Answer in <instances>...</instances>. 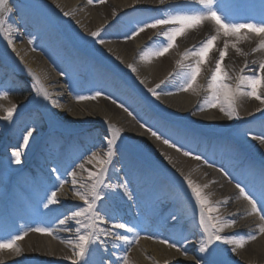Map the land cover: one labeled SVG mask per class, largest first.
Wrapping results in <instances>:
<instances>
[{"label":"bare ground","instance_id":"obj_1","mask_svg":"<svg viewBox=\"0 0 264 264\" xmlns=\"http://www.w3.org/2000/svg\"><path fill=\"white\" fill-rule=\"evenodd\" d=\"M10 4L15 11L8 17V22L18 26L19 31L12 32V45L0 35V56L4 61L0 63V93L7 92L4 90L6 79L21 76V68L15 60L17 58L38 74L43 88L49 93V99H44L42 93L37 92L31 104H40L38 112L33 110L21 117L14 115L12 122L0 119V238L7 239L33 226H51L52 223L57 224V230L52 236L29 230L28 235L20 243L17 242L19 252L0 251V264H72V260L76 259L71 245L67 243L77 238L76 225L69 221L65 226H60L58 218L71 214L83 205V201L73 192L72 177H67L65 166H69L72 171H79L76 164L79 162L92 168L87 159L93 151L102 156L105 154L106 149L102 147L104 139L99 143L96 136L109 135L108 124L118 127L121 136L105 183L115 186L120 181H127L134 199L128 200L122 194L106 188L104 191L108 195L100 203L107 211L106 202L120 216V222L128 223L135 228V232L112 229L111 223L104 227L121 232L130 241L136 242L124 244L113 235L105 239L108 244L92 245L98 250L94 257L97 264L101 258L111 264H126L125 260L120 261L117 254L127 256L128 262L132 264H198L204 255L198 252L203 232L198 224V207L189 194L185 177L203 188L213 204H221L219 212L213 215L237 221L235 225L226 227L222 236H257L255 240L246 239L245 246L237 248L235 253L229 251L233 245L214 242L212 247L218 249L220 264H264V234L259 232L264 220L261 219V213L252 212L251 204L237 188V182L241 186L247 182L253 184L248 190L255 191L258 188L257 193L261 190L264 143L260 139H252V136L264 137V104L247 96L236 98L234 107L240 117L236 119V124L235 119L223 116L219 107H209L211 92L207 85L219 57L218 49L223 48L226 38H218L207 63L202 65L194 90L181 91L183 80L172 74L179 71L180 63H194L195 57L185 58L184 54L215 34L212 25L205 23L188 30L178 37L176 47L163 56L150 59H145L143 54L150 45L153 50L158 46L154 45V41L163 40L162 36L158 37L162 29L149 28L134 39H125V30L117 26V21H125V17L131 21L142 20L146 16L156 18L162 11H193L197 6L188 0H165L163 5L159 4V0H140L139 3L137 0H105L104 3L93 4H89L88 0H10ZM216 6L222 16L229 20H264L254 13L248 14L255 6L264 14V0H217ZM125 9L126 12L123 11ZM240 9L245 11L240 12ZM65 12L70 15L65 16ZM97 31L105 43L101 44L92 37L91 33ZM29 39L33 43L30 44ZM227 39L234 41V38ZM258 44L259 37L253 36L250 40L237 43L243 54L229 47L224 67L231 77L228 83L233 87L239 84L241 75H254L255 72L249 69L257 68L264 61V50L253 52ZM79 52L94 54L112 70ZM253 61L256 63L253 64ZM246 62L248 68L244 67ZM130 65L136 68L135 72L131 71ZM50 66L59 77H52ZM241 69H244L243 73ZM26 76L36 83L37 76L28 73ZM60 81L66 84L75 103L58 87ZM157 85L161 87L157 88ZM148 89H155L162 94L157 99ZM97 91L103 95L95 100L76 98L77 94L89 95ZM259 91L264 93V88ZM113 99L117 101L116 104L112 103ZM7 102V99H0V117L6 114V109L13 107ZM121 103L132 115L118 106ZM135 107L142 108L141 113L135 111ZM15 108L17 111L18 105ZM40 109L45 113L52 110L68 124L74 123L71 115L80 117L83 120L78 121L88 128L77 133L64 132L57 126L53 116H48L44 121ZM85 111L94 115V119L88 118ZM156 112L170 121L164 122L155 115ZM30 114L39 123L32 120L27 129L34 128V132L39 134L32 135L27 146L22 147L25 129L21 125L29 119ZM142 123L203 159L185 156L183 151L178 152L185 157L177 154L175 148L164 144L163 139L158 140L141 127ZM48 124L54 126L50 131H46ZM46 145L50 148H44ZM128 148L156 165L135 158L126 151ZM16 150L21 152L22 162L19 165L12 162L11 154ZM40 164L51 170H39L37 165ZM115 167L121 168L120 171L111 172ZM29 168H38L41 177L37 180L39 186L27 174ZM54 168L58 170L55 173L52 172ZM57 177L66 181L57 191L59 203L45 208L35 220L26 217L18 207V200L26 199V207L33 210L25 193L32 191L43 196L44 192L46 197L53 184L59 183ZM86 183L90 187L91 182L86 180ZM76 187L79 189L80 184ZM131 206L134 216L127 220L125 212L130 211ZM46 210L55 211L47 217ZM173 214L176 220L170 219ZM258 221L262 223L260 226ZM65 227L71 231L62 230ZM161 240L176 244L180 250L161 243ZM113 244L119 246L113 247Z\"/></svg>","mask_w":264,"mask_h":264},{"label":"snow or ice","instance_id":"obj_2","mask_svg":"<svg viewBox=\"0 0 264 264\" xmlns=\"http://www.w3.org/2000/svg\"><path fill=\"white\" fill-rule=\"evenodd\" d=\"M94 2L104 3L105 0H88L89 4H93ZM137 2L139 3L140 0H137ZM188 2L196 5V9L193 11L171 13L162 11L158 17L146 21H124L121 19L117 21V26L122 27L125 30L123 32L125 39H134L135 36L149 28H161L162 32L158 33V37L162 36L163 40L158 39V41H154V45L158 46L153 50V46L150 45L149 50L143 54L145 59H150L151 57L163 56L170 49L176 47L178 37L183 36L188 30L200 27L205 23L212 25L215 34L209 36L206 40L202 41L199 46L184 54L185 58L189 56L195 57L194 63L189 65L180 63L178 65L179 71L172 74V76L179 77L183 80L181 91L194 90V87L197 84V79L202 72V65L207 63L209 54L214 49L218 38H226L223 48L218 49L219 57L215 62L214 70L207 85L208 90L211 92L209 107H219L220 111L228 116L229 119L238 120L240 117L236 114V109L234 107L236 98L247 96L259 100L260 103L264 104V93L259 91V89L264 88V61H261L257 68L249 69L250 71L255 72L254 75H241L239 77V84L236 87H233L228 83L231 77L225 70L224 60L228 55L229 47L242 53V50L237 47V43L250 40L253 36L259 37L258 47L254 48L253 52L264 50V20L259 22H239L229 20L227 17H223L219 12L216 6L217 0H188ZM164 3L165 0H159V4L163 5ZM136 11H147V9H136ZM12 12L13 8L10 4V0H0V35L6 38L10 45L14 44L11 36L12 32L19 31L18 26L8 22V17L12 15ZM64 15L68 16L70 14L65 12ZM91 35L101 44L106 42L99 31L93 32ZM227 38H234V41L230 42ZM28 42L31 44L33 43V40L29 39ZM13 51H15L14 47ZM252 63L255 64L256 62L253 61ZM129 67L132 72L136 71L134 66L130 65ZM244 67L248 68L247 62ZM243 72L244 69H241V73ZM35 80L36 85L38 86L37 92L42 93L44 99H49V93L43 88L39 78L36 77ZM141 83H143V81H141ZM156 87L160 88L161 86L157 85ZM148 91L157 99H159V96L162 94L155 89H148ZM8 95V92L0 93V99H7ZM101 95H103V93L97 91L94 94L89 95L77 94L76 98L77 100H95ZM112 103L116 104L117 101L113 99ZM53 105L55 106V102H53ZM118 106L123 108L125 112H128L129 115H132L129 109L122 103ZM5 111L6 114L3 117H0V119L12 122L16 108L11 107ZM141 127L150 131L152 136L156 137L158 140L163 139L164 144L169 147H173L177 151H183L185 156H191L196 160L203 159L199 154L184 150L182 146H179L175 141L164 137L151 126L142 123ZM107 129L109 135L104 137V144L102 145V147L106 149L105 154L102 156L97 151H93L90 154L87 163L92 165V168L86 169L83 163L79 165L83 171L87 172L86 180L91 182L90 187L88 183H80L76 179V171H72L71 173L73 177V192L81 201H83V205L72 211L71 214L65 215L63 218H58L60 226H65L69 221H73L76 225L75 231L77 233V238L74 241H67L72 247L73 255L76 257V259L72 260V264H81V262H83V264H97L94 257L98 250L93 248L92 245L103 246L105 244V239L110 236L114 235L116 240L121 241L124 244L136 242L130 241L128 236L121 232H113L110 231L109 228L104 227V225L111 223L112 229H123L125 233L135 232V228L129 226L128 223L120 222L110 216L100 203L101 201H104L108 195V192L104 191L106 188L111 192L122 194L128 200L134 199L132 191L128 188L127 181H120L115 186L105 183L108 178L109 170L112 167L113 158L116 155L117 143L121 136L120 129L115 125L108 124ZM34 131V128H28L25 130L22 138V147L27 146L29 138L32 137ZM252 139H260L261 143H264V137L252 136ZM11 156L13 163L17 165L21 164L22 159L19 150L13 151ZM57 171L58 170L55 168L52 169V172L54 173ZM225 174L227 175L228 173ZM57 179L59 180V183L53 184L52 189L46 196V202L43 205L44 208H49L51 205L59 203L57 200V191L63 187V184L66 183V181H63L59 177H57ZM78 183H80L79 189L76 187ZM185 183L194 204L198 207V224L201 226L203 232V237L198 244V252L204 255H202L201 261H198V264H220L218 260V249L212 247L214 242H223L225 244L233 245L229 251L235 253L237 248H243L245 246L246 239L255 240L257 238L256 234H249L247 237L222 236L221 233L224 229L231 225H235L237 221L223 219L219 215H213V213L219 212L221 204H213L208 195L205 194L204 189L194 183L191 179L185 177ZM260 183L261 190L258 193L248 190L247 185L241 186L240 182H237V188L243 198L251 204L252 212L261 213V219L264 220V173L260 174ZM204 187L206 188L207 185ZM224 203H226V201ZM170 219L176 220L177 217L173 214L170 216ZM29 230L49 236H52L55 231L51 226H33ZM29 230H24L22 233L17 232L7 239L0 238V251L15 250L19 252L20 249L17 247V242L23 240L28 235ZM62 230L71 231V229L66 227L62 228ZM259 232L264 234V226L259 228ZM102 237L104 239H102ZM161 243H167L170 247L177 248V251L180 250V247L167 240H161ZM118 246V244H113V247ZM185 255H187V252H185ZM124 260H127V256L124 257ZM99 264H111V262L105 261L101 258Z\"/></svg>","mask_w":264,"mask_h":264},{"label":"rangeland","instance_id":"obj_3","mask_svg":"<svg viewBox=\"0 0 264 264\" xmlns=\"http://www.w3.org/2000/svg\"><path fill=\"white\" fill-rule=\"evenodd\" d=\"M13 11H15V9L13 8ZM149 19H152L150 16H146L145 18H143L141 21H146V20H149ZM10 50V49H9ZM11 51V50H10ZM15 59H17V58H15ZM17 63L20 65V67L21 68H23L24 69V71H26V72H29L30 73V75H35V76H37L38 77V74L37 73H35L34 72V70H32V69H30V66H28L27 64H24V62L22 61V60H20V59H17ZM50 70H51V72L53 73V78H57V77H59V74L57 73V71H55V69L52 67V66H50ZM27 79V81L26 82H24V80L22 79H19V78H9V79H6V81H5V83H6V88L4 89V90H6L8 93H9V96H8V98H7V100H8V102L7 103H10L13 107H15L16 106V104H15V102H14V100L12 99V96H14V95H20V93H22V94H26V91L28 90V88H29V90L31 91V95L32 94H35V92H36V83H35V81L34 80H30L31 78H26ZM58 87H60V88H62V91H63V93L64 94H66V96H68V98L70 99V100H72V103H75V99H73L72 98V96H71V93L68 91V89H67V86H66V84L64 83V82H59L58 84ZM17 86V87H16ZM23 86V87H22ZM15 88H17V89H15ZM19 88V89H18ZM27 89V90H26ZM95 104H97V103H95ZM86 112V116L88 117V118H92V119H94L93 117H94V115H92L91 113H89L88 111H85ZM48 114V115H47ZM70 115H71V113H69ZM222 115L224 116L225 114L224 113H222ZM41 116V118L44 120V121H46L47 120V117L48 116H53V118L56 120V122H57V126L59 127V128H61L62 129V131H64V132H75V133H77V132H81V131H85V130H87V125H85V124H82V123H80L78 120H83V119H79L80 117H76V116H74V115H71L72 116V120L71 121H73L74 123H72V122H70V124H68V123H66V122H64V119H61V118H58L57 117V115L52 111V110H49V112H47V113H44L43 111H42V115H40ZM86 118V117H85ZM31 120H33V121H35V123L36 124H38L39 123V121H37V118L36 117H34V116H32V118H31ZM30 120V121H31ZM236 120V119H235ZM35 123H34V125H35ZM237 123V120L235 121V123L234 124H236ZM27 125V124H26ZM25 125V126H26ZM54 126H49V124L47 125V130L46 131H50L52 128H53ZM39 133H37V132H33V135H38ZM97 141L99 142V143H101L102 141L101 140H103L104 139V137H103V135H101V134H98L97 136ZM67 145V144H66ZM46 147V146H45ZM47 148H50V146H48ZM46 148V149H47ZM90 149V146H88L87 147V150H89ZM127 152H129L132 156H134L135 158H139V159H141V160H143V161H145V162H148V159H145L144 157H142V155L141 154H139V153H137V152H135V151H132L130 148H128L127 150H126ZM176 152H177V154H179V155H181V156H183L181 153H179L177 150H175ZM51 155H52V153H51ZM116 156V155H115ZM118 157V156H117ZM179 157V156H178ZM183 157H185V156H183ZM185 159H187V158H185ZM81 164V163H80ZM80 164H78L77 166L79 167V165ZM84 164V167L87 169V167H86V165H85V163H83ZM149 164H151V165H153V163L152 162H150ZM154 166V165H153ZM65 170H66V172H67V177L68 178H70V176L72 177V175H71V170H70V168H68V167H66L65 166ZM39 169L42 171V170H44V171H50L51 170V168L50 167H43V166H41V165H39ZM111 169V168H110ZM120 169L121 168H119V167H115V169H113L111 172H119L120 171ZM110 171V170H109ZM77 172V177H76V179L80 182V183H86V177H87V172H85V171H83L80 167H79V171H76ZM80 172H84L86 175H83L82 173H80ZM27 174L30 176V177H33V179L34 178H36V179H40L41 177H40V175H39V173H38V169H36V168H29V170H27ZM71 180H73V177L71 178ZM80 183H78V184H80ZM77 184V185H78ZM104 205H105V207L107 208V212L109 213V215H111L112 217H114L116 220H118V221H120V216L118 215V214H116L113 210H112V208L110 207V206H108V204L105 202L104 203ZM133 207H130V211H126L125 212V217L127 218V220H131L132 218H133ZM103 238V237H102ZM105 244H108V243H105ZM134 250H136L135 249V247L133 248ZM193 252H194V250H193ZM137 253H138V251H137ZM117 257L120 259V261L123 259V257H124V255L123 254H117ZM126 264H132L133 262H128V260H126Z\"/></svg>","mask_w":264,"mask_h":264}]
</instances>
